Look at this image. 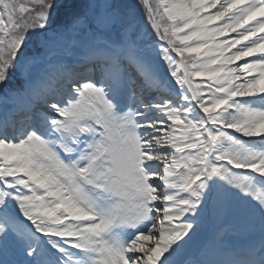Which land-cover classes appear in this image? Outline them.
I'll return each mask as SVG.
<instances>
[{
  "label": "snow or ice",
  "instance_id": "6c2138e0",
  "mask_svg": "<svg viewBox=\"0 0 264 264\" xmlns=\"http://www.w3.org/2000/svg\"><path fill=\"white\" fill-rule=\"evenodd\" d=\"M0 264H264V0H0Z\"/></svg>",
  "mask_w": 264,
  "mask_h": 264
},
{
  "label": "rangeland",
  "instance_id": "374dc122",
  "mask_svg": "<svg viewBox=\"0 0 264 264\" xmlns=\"http://www.w3.org/2000/svg\"><path fill=\"white\" fill-rule=\"evenodd\" d=\"M152 2L154 3L155 0H152ZM140 11H141V14L143 15V10L141 9ZM217 227H222V228L225 229L224 239L226 241L234 240V241H238L239 242L242 239H247L246 234L241 229H239L238 227H235L231 222L223 221V222L217 224L211 218H207L206 217L205 220L203 221L200 233L193 239V241L196 240V238L200 239V240L206 239V238L208 239L210 234ZM229 244H231V243H229ZM189 247H190V245H189ZM186 252L188 253V250H186Z\"/></svg>",
  "mask_w": 264,
  "mask_h": 264
},
{
  "label": "bare ground",
  "instance_id": "6f19581e",
  "mask_svg": "<svg viewBox=\"0 0 264 264\" xmlns=\"http://www.w3.org/2000/svg\"><path fill=\"white\" fill-rule=\"evenodd\" d=\"M206 240H207V238L206 239H202V240L196 238V240H194L190 244V247H188V249H187L188 250V254H194Z\"/></svg>",
  "mask_w": 264,
  "mask_h": 264
}]
</instances>
